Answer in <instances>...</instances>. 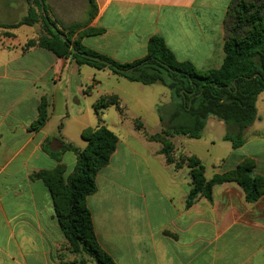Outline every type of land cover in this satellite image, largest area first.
Segmentation results:
<instances>
[{
    "label": "crops",
    "instance_id": "0c3cea01",
    "mask_svg": "<svg viewBox=\"0 0 264 264\" xmlns=\"http://www.w3.org/2000/svg\"><path fill=\"white\" fill-rule=\"evenodd\" d=\"M94 1L92 19L88 0L45 3L59 30L81 24L72 40L119 63L143 59L149 40L160 37L178 61L190 62L198 71L221 67L230 0ZM217 2L222 5L218 14ZM27 11L26 0H0V24L18 23ZM88 30L101 32L83 34ZM45 35L41 23L0 29V264H96L68 250L52 192L37 175L60 165L66 177L73 173L77 156L64 147H86L82 135L99 124L95 106L111 96L118 98L124 115L113 106L107 109H115L116 125L126 133L114 131L116 151L97 175V192L87 199L102 250L117 264H264V194L248 202L243 189L229 182L213 187L212 200L199 195L188 206V166L168 163L162 144L135 128V120L142 123L137 108L152 109L137 93L144 85L38 46ZM155 102L158 113L171 104V96L166 103ZM42 107L47 119L35 128ZM107 109L101 110L102 123L109 127L103 120ZM162 130L160 122L148 133ZM243 139L237 149L206 141V159L185 147L201 143L199 139L176 137L174 143L203 163L207 180L246 159L255 162L254 175L264 177V108H257V119Z\"/></svg>",
    "mask_w": 264,
    "mask_h": 264
},
{
    "label": "trees",
    "instance_id": "16d2710c",
    "mask_svg": "<svg viewBox=\"0 0 264 264\" xmlns=\"http://www.w3.org/2000/svg\"><path fill=\"white\" fill-rule=\"evenodd\" d=\"M26 2L27 15L18 23L0 24V29L13 30L24 25L41 23L47 35L39 38L38 46L52 50L60 57H71L80 65L108 68L130 81L143 85L162 83L169 89L171 104L158 110L160 122L165 129L154 135L145 133L149 141L162 144L161 154L168 163L172 164L174 161L169 156L172 146L167 139H200L211 117L223 122L228 128L234 127L233 134L227 132L225 139L231 141L235 149L244 144V131L256 121L257 99L264 92V0H230L223 25V63L218 69L206 71H198L190 62L178 61L160 37L149 40L148 54L143 59L131 64L119 63L86 49L78 39L72 40L75 32L82 28L81 24L63 27L61 31L57 28L58 22L50 19L46 3L44 14L40 0ZM88 3L89 18L92 19L96 13V4L94 0H88ZM50 24L56 27V33ZM100 32L88 30L83 34ZM80 53L100 58L111 66L84 57ZM133 67L135 69L129 73L121 72ZM112 106L124 115L117 97L101 99L95 106L99 124L82 135L86 141L84 149L71 144L65 145V150H70L77 156V164L72 174L66 177L65 166L60 165L53 171L37 175L52 192L56 218L68 250L79 257L87 256L96 264H117L100 247L92 213L87 205L88 197L98 190L97 175L109 164L119 141L118 136L102 123L101 110ZM164 111L167 115H164ZM46 119L47 113L42 107L35 128L42 127ZM136 129L142 130L143 126L136 124ZM51 155L61 161L59 155ZM185 159L189 162L191 176L188 206L199 195L212 200L213 187L229 182H236L243 189L248 202H256L264 194V177L254 175L255 162L251 159L244 160L235 169L215 175L210 180H207L205 166L197 157ZM177 167L181 165L177 164Z\"/></svg>",
    "mask_w": 264,
    "mask_h": 264
},
{
    "label": "rangeland",
    "instance_id": "374dc122",
    "mask_svg": "<svg viewBox=\"0 0 264 264\" xmlns=\"http://www.w3.org/2000/svg\"><path fill=\"white\" fill-rule=\"evenodd\" d=\"M221 7H222V5L218 2L215 4V13L216 14L221 12ZM141 88H142V90H140V91L138 90L137 93L141 94L143 99L145 101L149 102L150 107H152V109L151 110H141L140 108H137V111H139V115L142 118V123H143V121L145 122V124H146L145 128L147 129V131L149 133H153L156 129H158L159 124H160V121H159L160 116L156 112V108L155 107L153 108V104L156 103L155 101H157V103H159V101L166 103L169 101V97L171 95H170L169 89L162 83H156L153 85H144V86H141ZM171 101H172V99H171ZM256 107L260 111L262 110V108H264V94L260 95V97L256 103ZM114 110L115 109H112V108L104 110L105 114H104L103 120L109 125V129L111 131H113V132L115 131L116 133H120L122 136H124L126 133L125 127H122L120 125H116V115H113ZM164 115H167V112L164 111ZM134 123H135V128H136V124H141L143 126L141 121L138 119L135 120ZM161 126H162V124H161ZM162 129H165V126H162ZM233 129H234V127L228 128L225 126V124L223 122L218 121L214 117H211L207 121V127L203 132V136L199 139L200 140L199 142H201V143H189V144L185 145V147L188 151H192L194 153H197L198 155H201L204 159H206V157L208 158L206 141L214 140L217 142L218 145L228 144L230 146L232 144V142L231 141H229V142L224 141L223 137L227 132H229L232 135ZM137 131L144 133V134L146 133L147 135H153V134H149L148 132H146L144 130V127L142 130H137ZM174 138H176V137H169L167 139V141L172 146V151L169 153V156L172 158V160L174 161V163L176 165L180 164L181 167L183 165L188 166L189 162L185 159V157H187V156L185 155L183 148H180L179 145L177 144V142L174 143ZM177 140L180 141L181 139H177ZM191 142H198V141L192 140ZM162 149H163V146H162ZM206 165H207V169H208V175H211L212 174L211 173V171H212L211 162H209V160H207Z\"/></svg>",
    "mask_w": 264,
    "mask_h": 264
},
{
    "label": "water",
    "instance_id": "95a60500",
    "mask_svg": "<svg viewBox=\"0 0 264 264\" xmlns=\"http://www.w3.org/2000/svg\"><path fill=\"white\" fill-rule=\"evenodd\" d=\"M40 2H41V5H42L43 12H44V14H45V11H44V9H45V3H44L43 0H40ZM47 21H48V19H47ZM50 27H51L52 29H54V30L56 29V27L53 26L52 24H50ZM62 37H63L64 40H66V37H65V36H62ZM74 52L78 53V51H76V50H74ZM80 54H81L82 56H84V57H87V58L93 59V60H95V61H97V62H100V63L106 64L107 66H111V64H110L109 62L104 61V60H102V59H100V58H97V57H91V56H89V55H87V54H82V53H80ZM134 69H135V67L130 68V69H128V70H121V72H127V73H129V72H131V71L134 70Z\"/></svg>",
    "mask_w": 264,
    "mask_h": 264
}]
</instances>
